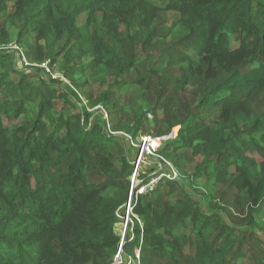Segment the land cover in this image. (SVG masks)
Instances as JSON below:
<instances>
[{"label":"trees","instance_id":"1","mask_svg":"<svg viewBox=\"0 0 264 264\" xmlns=\"http://www.w3.org/2000/svg\"><path fill=\"white\" fill-rule=\"evenodd\" d=\"M175 126L122 264H264V0H0V264H113Z\"/></svg>","mask_w":264,"mask_h":264},{"label":"rangeland","instance_id":"2","mask_svg":"<svg viewBox=\"0 0 264 264\" xmlns=\"http://www.w3.org/2000/svg\"><path fill=\"white\" fill-rule=\"evenodd\" d=\"M10 35H12V34H10ZM14 42H11L10 43V45H8V46H6V47H9V46H11V48H13L14 50L16 49L17 50V48L14 46V44H13ZM234 47H236V45H233ZM5 49H9V48H5ZM20 50V49H19ZM19 50H17L18 51V53H19V55H21V50L19 51ZM23 59V58H22ZM24 60V59H23ZM47 63V62H46ZM41 67H43L44 68V70H45V73L46 74H48V76H50L52 79H56V78H58V79H60V80H62L64 83H66V81L63 79V78H61L60 77V73H59V71L57 70V68L56 67H53V68H50L49 66H47V64H43ZM45 73H42V76L41 77H43V75L45 76L46 74ZM178 76H179V74L176 72V71H174V76H173V79H172V81L171 80H168L166 83H167V85H168V87H173L174 86V84H175V82H176V80L178 79ZM46 79V78H45ZM196 81L195 80H192V83H195ZM192 83H189L191 86H195V85H193ZM99 88L101 89V91L103 90L101 87H99V85H96V86H93L92 88L91 87H88V90H90V92L92 93V94H96L97 93V91L99 90ZM136 96H137V94H135ZM81 100L84 102V103H86L87 104V102H86V100H84V98L82 97L81 98ZM121 105H123V104H120V106ZM254 106L256 107V104H254ZM179 108H181L180 106H178L177 104H176V102H174V101H171V102H169V103H167L165 106H163V107H161L159 110H157L158 112H157V116L158 117H160L161 115H162V113H164V112H177L176 114H182L183 113V109L181 108V109H179ZM145 110V109H144ZM90 111V110H89ZM76 111H74L73 113H75ZM170 114V113H169ZM169 114H167V116H169ZM104 117L106 118L107 117V114H105L104 115ZM147 119L150 121L149 122V129L150 128H152L153 127V123H154V118H153V115L151 114V113H149L148 115H147ZM150 126H152V127H150ZM178 129H179V127H177V126H175V127H173L172 129H171V132H170V134H168L167 136H162V137H160V138H162L163 139V141H166V140H169V139H173L175 136H176V134H177V132H178ZM145 137H148V136H145ZM151 137V136H150ZM140 141H141V137H138L137 138V142L136 143H131L132 144V146H134V145H140L139 143H140ZM139 157H140V153H139V155H138V158H137V160L136 161H138V159H139ZM146 159H147V157L145 156L144 158H142L141 160V162L140 161H138V162H135V166L137 165V163H138V165L140 164V167H139V171H138V173L140 172H142L143 171V173H145L148 169H149V167H150V165H151V162L153 163V162H155L154 160H152V161H149V162H147L146 161ZM116 166H118V163H116ZM145 166V167H144ZM157 170H158V167H157ZM156 170V171H157ZM152 172H150V173H148V174H150L149 176H151L152 174H151ZM188 173H191L190 171H188ZM147 174V175H148ZM134 180V175H133V177H132V182H134L133 181ZM138 181H140L139 179L138 180H136L135 181V184H136V182H138ZM128 198H129V196H128ZM127 203V202H126ZM242 204L243 203H245V202H241ZM242 204H239V206H242ZM124 209H125V214H126V204H125V206H124ZM229 212L233 215V216H238V217H240V211L238 212L237 211V209H235V208H232L231 207V205H230V210H229ZM240 213V214H239ZM125 217H126V215H125ZM125 217H123L122 218V216H121V214H120V212L118 213V218H119V222H118V224H116V226H115V230L117 231V233H123L124 232V229H125V222H126V219H125ZM227 217V216H226ZM228 219V218H227ZM257 221L259 222H261V226H262V228L261 229H259L258 231H257V234L259 235V237L263 240L264 239V215H263V213H262V215L261 214H259V216L257 217ZM121 229H122V231H121ZM117 255H116V257H115V259H114V262H113V264H115V262L117 261V263L118 264H122L121 263V258H118L117 260Z\"/></svg>","mask_w":264,"mask_h":264},{"label":"built area","instance_id":"3","mask_svg":"<svg viewBox=\"0 0 264 264\" xmlns=\"http://www.w3.org/2000/svg\"><path fill=\"white\" fill-rule=\"evenodd\" d=\"M162 142H163L162 138L141 137V141L139 143L140 145H137V146L134 145V147H139V150H140V157H139L138 161L141 162L142 161L141 159L144 158L145 156L146 157L151 156V157L158 158V156L156 154H157V151H158L159 147L161 146ZM160 160L162 161V163L155 165L156 170H157V167H158V170L157 171L155 170L151 176H148L149 181L145 184H141V181H138L135 184V181L137 180V176L139 174L138 171H139L140 164L138 165V163H137V165L135 167L134 180H133L134 182L132 183L129 198H128L127 203H126L125 229H124V232L121 233V240H120V244H119L120 251L118 250L117 259L120 258V254L122 252V246L124 244L126 230H127L128 224L130 222V216L132 215L135 218V216L132 214L133 197L136 198L137 195L145 194L148 191L152 190V188L156 185V183L161 179L176 180L179 177L176 169L168 161H166L162 158H160ZM138 161H136V162H138ZM155 162H153V163H155ZM115 264H118L117 261L115 262Z\"/></svg>","mask_w":264,"mask_h":264},{"label":"water","instance_id":"4","mask_svg":"<svg viewBox=\"0 0 264 264\" xmlns=\"http://www.w3.org/2000/svg\"><path fill=\"white\" fill-rule=\"evenodd\" d=\"M122 244V243H121ZM119 251H120V246H119V249H118Z\"/></svg>","mask_w":264,"mask_h":264},{"label":"bare ground","instance_id":"5","mask_svg":"<svg viewBox=\"0 0 264 264\" xmlns=\"http://www.w3.org/2000/svg\"><path fill=\"white\" fill-rule=\"evenodd\" d=\"M121 231H122V229H121ZM119 234H121V233L119 232Z\"/></svg>","mask_w":264,"mask_h":264}]
</instances>
